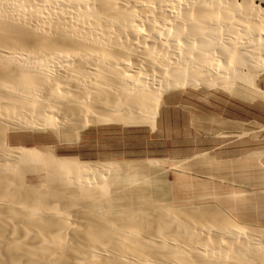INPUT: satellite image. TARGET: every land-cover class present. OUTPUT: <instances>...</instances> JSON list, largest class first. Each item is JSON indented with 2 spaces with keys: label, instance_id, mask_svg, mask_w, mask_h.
Here are the masks:
<instances>
[{
  "label": "bare ground",
  "instance_id": "obj_1",
  "mask_svg": "<svg viewBox=\"0 0 264 264\" xmlns=\"http://www.w3.org/2000/svg\"><path fill=\"white\" fill-rule=\"evenodd\" d=\"M263 54L264 0H0V264H264L263 228L218 204L9 138L153 122L186 88L260 92Z\"/></svg>",
  "mask_w": 264,
  "mask_h": 264
},
{
  "label": "rangeland",
  "instance_id": "obj_2",
  "mask_svg": "<svg viewBox=\"0 0 264 264\" xmlns=\"http://www.w3.org/2000/svg\"><path fill=\"white\" fill-rule=\"evenodd\" d=\"M236 73L245 77L243 69ZM253 82L260 92L239 80L237 96L232 86L172 91L153 122L99 123L59 140L51 131L9 138L13 145L54 147L56 156L80 162L138 165L171 200L202 198L264 230V72Z\"/></svg>",
  "mask_w": 264,
  "mask_h": 264
},
{
  "label": "water",
  "instance_id": "obj_3",
  "mask_svg": "<svg viewBox=\"0 0 264 264\" xmlns=\"http://www.w3.org/2000/svg\"><path fill=\"white\" fill-rule=\"evenodd\" d=\"M263 58H264V54H263Z\"/></svg>",
  "mask_w": 264,
  "mask_h": 264
},
{
  "label": "crops",
  "instance_id": "obj_4",
  "mask_svg": "<svg viewBox=\"0 0 264 264\" xmlns=\"http://www.w3.org/2000/svg\"><path fill=\"white\" fill-rule=\"evenodd\" d=\"M259 77H260V76H259ZM259 77H258V78H259Z\"/></svg>",
  "mask_w": 264,
  "mask_h": 264
}]
</instances>
